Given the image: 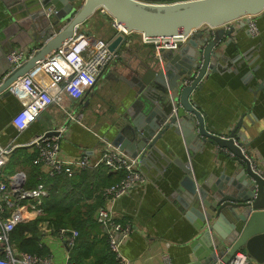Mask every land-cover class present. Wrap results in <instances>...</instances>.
Instances as JSON below:
<instances>
[{"label": "crops", "instance_id": "0c3cea01", "mask_svg": "<svg viewBox=\"0 0 264 264\" xmlns=\"http://www.w3.org/2000/svg\"><path fill=\"white\" fill-rule=\"evenodd\" d=\"M143 1L168 3L184 0ZM15 3V0L6 2L0 0L1 42L5 39L6 28L12 26L10 21H7L10 17L8 12L7 14L5 12L7 7L12 11L21 10L27 16L34 15L36 8L19 9ZM14 14L17 16L16 12ZM252 17L259 28L257 36H252L248 32L247 17L223 25L225 32L220 45L217 44L221 56L214 59L217 71L204 77L200 88L195 89L192 95L198 109L204 114L206 129L221 135H227L234 130L238 141L243 142V150L252 166L264 173V9ZM110 21L107 15L96 11L80 29L87 33L101 31L105 40L116 41L114 46H120L119 50L123 52L115 53V57L104 68L85 97L80 99L65 97V107L56 103L47 107L48 113L52 115L51 127L64 128L60 140L63 156L87 154L96 158L99 155L101 142L97 135L112 139L115 134L114 123L133 99L134 88L130 84L136 77L135 68L141 61H147L153 56L152 45L143 42L139 33L130 32L122 35V32L112 27ZM35 22L40 23V19L35 18ZM230 27L232 30L227 33L226 30ZM199 29L205 34L210 30L206 25ZM123 36L125 40L122 41ZM38 45L39 43H25L21 47L28 52ZM19 47V44L13 43L10 48L7 47L5 53L10 49H20ZM6 66L0 61V74H5ZM20 106V102L13 95L0 97V144L11 141L16 143L9 154V157L12 154V159L9 161L8 158L0 176L9 186L14 184L21 186L22 183L21 187H24L27 176L32 175L34 165L32 159L35 154L34 149L25 144L38 133L45 131L43 124H47L50 119L48 117H44L43 121L36 119L22 131H17L10 120ZM68 113H74L76 118L67 119ZM239 121L240 126H236ZM190 146L185 145L180 134L174 133L172 129L168 130L163 138L156 142L155 149L145 153L144 158L139 161L138 168L147 178L146 182L130 188L110 206L109 211L115 221L131 226L129 236L121 245L126 264H164L167 259L173 264L188 263L191 252L189 243L195 237V229L181 210L183 194L175 192L177 180L183 174L175 159L190 162L194 175L200 180L209 176H213V181L220 177H228L233 174L237 165L235 156L215 143L206 141L199 144L198 139L194 138ZM19 149L22 150L23 156L20 155ZM124 152L130 156L127 151ZM37 167L39 171L37 179L44 175L49 176L44 174L43 167L39 165ZM114 172L107 169L103 178L97 181L99 190L106 186L108 176L113 177ZM22 174V180L15 178ZM21 201L22 199L19 203ZM33 203L29 199L26 204L20 203V206H23L20 210L21 221L38 215L28 206ZM40 225L43 229L40 243L46 247L52 264H66L67 259L69 260V246L66 240L58 234H52L45 221ZM99 225L97 235L92 231L89 234V238H96L97 241L90 242L93 243L89 249L90 254L85 256L87 253L82 252L83 264L113 262L110 252L102 250V242L105 241L102 237L106 231L101 223ZM103 253L105 255H102Z\"/></svg>", "mask_w": 264, "mask_h": 264}, {"label": "water", "instance_id": "95a60500", "mask_svg": "<svg viewBox=\"0 0 264 264\" xmlns=\"http://www.w3.org/2000/svg\"><path fill=\"white\" fill-rule=\"evenodd\" d=\"M15 2L19 9H36L30 16L21 10L5 9L10 15L7 21L12 26L6 28L5 39L0 41V61L7 65L5 74H0V97L11 95L7 86L12 81L60 47L96 11L101 12V8L126 32L146 37L186 38L176 49L164 51L162 61L151 56L135 68L136 77L130 84L134 88L133 99L114 123L111 143L140 161L145 153L155 149L164 133L172 129L181 135L187 147L197 138L199 144L208 141L232 152L237 161L236 170L216 181L212 180L213 176L200 180L194 175L190 162L175 159L183 172L175 192L183 194L181 210L195 229V237L189 243L191 252L187 264H224L237 250H244L254 263H263L264 173L256 170L243 154V142L238 141L234 130L221 135L206 129L204 114L198 109L192 93L200 88L204 77L217 71L214 59L221 56L217 44L225 32L223 25L258 14L264 9V0ZM48 5L52 10L47 13ZM34 17L40 19V23L35 22ZM203 25L210 28L208 34L199 29ZM231 30L230 27L226 32ZM115 42L108 41V48L114 54H121L123 51L119 50L120 46H114ZM13 43L19 44L20 49L25 43L39 45L19 66L12 68L5 51ZM186 79L190 82L184 83ZM89 92L87 90L84 96ZM44 117L50 119L43 124L46 134L55 133L47 108L36 121H43ZM240 124L241 121L236 126Z\"/></svg>", "mask_w": 264, "mask_h": 264}, {"label": "built area", "instance_id": "2783aa9c", "mask_svg": "<svg viewBox=\"0 0 264 264\" xmlns=\"http://www.w3.org/2000/svg\"><path fill=\"white\" fill-rule=\"evenodd\" d=\"M52 10L46 8L47 13ZM105 13L104 9H100ZM247 17V30L252 36L259 34V28L252 15ZM112 27L123 33L126 32L121 24L114 18H110ZM143 42L150 43L153 48V56L162 61V53L166 50L176 49L180 42L186 38L180 36H157L146 37L141 33ZM34 50L10 49L5 53L11 67L19 66ZM115 54L109 50L108 41L94 33H87L82 29L74 31L73 35L64 41L56 50L52 51L44 59L40 60L31 70L18 76L12 81L7 89L18 99L20 108L11 117L10 123L17 131H22L33 123L40 113L50 104L56 103L65 107V97L80 99L87 90H91L104 68L112 61ZM190 79L184 80L189 83ZM74 113H68L67 119H74ZM65 118V122L67 120ZM55 133L46 134L47 130L35 135L27 144L34 149L32 162L43 167L46 175L62 174L67 177L77 171L88 168L105 166L109 171H123L122 177L103 188L104 205L96 212V219L104 227L110 252L117 264H126L122 254L121 245L129 236L131 226L126 223L115 221L110 214V206L124 192L132 187L143 185L146 182L145 175L139 170V160L131 157L111 140L97 135L101 142V151L96 158L87 154L79 156H63L61 154L60 140L64 128H53ZM16 143L14 141L0 144V175L4 164L9 158L10 152ZM243 154L248 158L242 148ZM231 155L232 152L229 151ZM249 159V158H248ZM256 169V168H255ZM20 174V173H18ZM22 180L23 174L15 176ZM17 191V194L15 192ZM47 190L42 182L33 188H24L19 184L9 186L5 179L0 176V264H52L49 254L38 255L23 251H15L9 244V233L14 225L22 220L19 200L35 199L33 204L28 205L31 210L42 213V197ZM15 195V196H13ZM14 198V199H13ZM19 207V208H18ZM58 235L66 240L68 246L73 244L77 236L75 229L60 228ZM66 264H73L67 259ZM164 264H173L169 259ZM224 264H255L247 253L237 250Z\"/></svg>", "mask_w": 264, "mask_h": 264}, {"label": "trees", "instance_id": "16d2710c", "mask_svg": "<svg viewBox=\"0 0 264 264\" xmlns=\"http://www.w3.org/2000/svg\"><path fill=\"white\" fill-rule=\"evenodd\" d=\"M19 152L21 156L24 155L21 149ZM10 158L12 159V154L9 161ZM34 165H32V175L27 176L24 187H32L38 182L44 184L47 194L42 198V213L15 224L9 233V244L15 251L45 255L47 249L40 243V236L43 234L41 222H46V227L48 226L52 234H58L62 227L75 229L77 236L74 238L73 244L69 246V260L74 264H83L81 261L82 252L87 253L85 256L90 254L89 249L93 246V243L90 242L97 241L96 238H89V234L91 231L96 235L99 232L100 223L95 215L98 208L104 205L103 188L112 184L113 181H117L123 175V171H115L114 178L109 175L108 181L105 183L106 186L99 190V186L96 185L97 181L102 179L107 171L103 165L82 169L71 177L55 174L53 176L44 175L40 179H37L38 167ZM29 201L35 202V199L29 198ZM20 203L26 204L27 199H22ZM102 238L105 239L102 242V250L110 252L106 233ZM110 254L113 259L112 264H117L113 254L111 252Z\"/></svg>", "mask_w": 264, "mask_h": 264}, {"label": "rangeland", "instance_id": "374dc122", "mask_svg": "<svg viewBox=\"0 0 264 264\" xmlns=\"http://www.w3.org/2000/svg\"><path fill=\"white\" fill-rule=\"evenodd\" d=\"M143 1V0H142ZM93 33H95L97 36H100V37H103L104 38V35L102 34V32L100 31L99 33H96L93 31Z\"/></svg>", "mask_w": 264, "mask_h": 264}, {"label": "flooded vegetation", "instance_id": "af4514ba", "mask_svg": "<svg viewBox=\"0 0 264 264\" xmlns=\"http://www.w3.org/2000/svg\"><path fill=\"white\" fill-rule=\"evenodd\" d=\"M85 97V96H84Z\"/></svg>", "mask_w": 264, "mask_h": 264}]
</instances>
